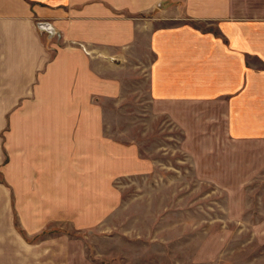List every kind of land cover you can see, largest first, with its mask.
<instances>
[{"label":"crops","instance_id":"1","mask_svg":"<svg viewBox=\"0 0 264 264\" xmlns=\"http://www.w3.org/2000/svg\"><path fill=\"white\" fill-rule=\"evenodd\" d=\"M129 89L131 135L105 116ZM185 171L215 190L264 172V0H0V264H74L115 180L157 220L141 196Z\"/></svg>","mask_w":264,"mask_h":264},{"label":"rangeland","instance_id":"2","mask_svg":"<svg viewBox=\"0 0 264 264\" xmlns=\"http://www.w3.org/2000/svg\"><path fill=\"white\" fill-rule=\"evenodd\" d=\"M139 90L146 92L142 81ZM137 96L124 90L117 105L107 106L105 116L115 119L114 130L131 135ZM163 157L152 159L164 162ZM185 167L191 169L190 164ZM155 178L144 184H154ZM179 184L182 189L141 196L151 197V205H144L150 212L147 218L159 217L148 220L135 209L132 195L138 192L132 189L131 176L115 180L106 191L107 201L102 195L91 205L96 221L70 231L76 240L74 264H264V172L247 188L215 190L186 171ZM140 190L143 194L148 189ZM98 193L93 189V195ZM66 216L61 211V218ZM57 229L65 230L62 223Z\"/></svg>","mask_w":264,"mask_h":264},{"label":"built area","instance_id":"3","mask_svg":"<svg viewBox=\"0 0 264 264\" xmlns=\"http://www.w3.org/2000/svg\"><path fill=\"white\" fill-rule=\"evenodd\" d=\"M36 28L47 35V37L52 36V34H56L55 28L50 21L47 20H37L35 22Z\"/></svg>","mask_w":264,"mask_h":264}]
</instances>
